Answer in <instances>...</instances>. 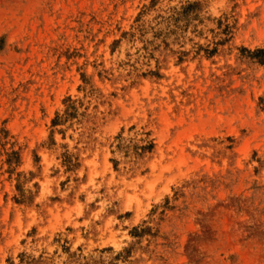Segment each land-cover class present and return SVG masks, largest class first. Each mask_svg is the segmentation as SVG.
<instances>
[{
  "label": "rangeland",
  "instance_id": "1",
  "mask_svg": "<svg viewBox=\"0 0 264 264\" xmlns=\"http://www.w3.org/2000/svg\"><path fill=\"white\" fill-rule=\"evenodd\" d=\"M0 264H264V0H0Z\"/></svg>",
  "mask_w": 264,
  "mask_h": 264
}]
</instances>
